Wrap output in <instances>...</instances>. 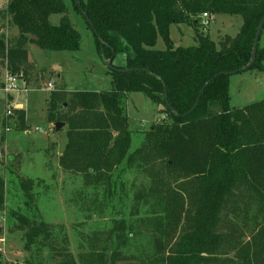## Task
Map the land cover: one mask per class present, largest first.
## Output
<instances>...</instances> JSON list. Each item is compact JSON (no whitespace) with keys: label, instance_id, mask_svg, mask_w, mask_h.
Returning <instances> with one entry per match:
<instances>
[{"label":"trees","instance_id":"obj_1","mask_svg":"<svg viewBox=\"0 0 264 264\" xmlns=\"http://www.w3.org/2000/svg\"><path fill=\"white\" fill-rule=\"evenodd\" d=\"M72 2L92 22L83 16L101 57L115 68L141 70L111 68L110 90L51 91L53 121L67 126L62 170L82 175L86 186L103 184L109 192L123 163L126 170L147 174L148 190L136 197L155 198L161 209L154 219L150 264H264V99L240 108L230 104V76L251 61L264 0H80L82 9ZM65 10L64 0H8L0 9V60L6 69L31 85L35 64L29 45L79 50L81 35L67 15L58 25L50 21ZM203 13L239 15L243 24L236 36L227 35L219 44L197 33V44L175 47L171 26H200ZM7 18L17 28L15 40L5 37ZM159 37L164 49L156 48ZM118 53L125 54V66L113 65ZM263 61L259 40L256 60L247 70H264ZM134 92L163 106L170 121L152 125L131 152L126 105ZM17 113L26 125L25 113ZM3 200L0 177V205ZM17 219L31 255L17 264H47L43 240L50 241L55 264H78L67 247L54 249L51 225L23 215ZM57 255L63 257L58 263Z\"/></svg>","mask_w":264,"mask_h":264},{"label":"rangeland","instance_id":"obj_2","mask_svg":"<svg viewBox=\"0 0 264 264\" xmlns=\"http://www.w3.org/2000/svg\"><path fill=\"white\" fill-rule=\"evenodd\" d=\"M8 0H0V9ZM66 12L53 14L54 25L66 14L81 35L77 51H48L29 45V53L37 66L30 75L31 89L28 98L34 104L30 122L22 125L15 117L12 130H5V105L0 104V177L4 180V200L0 205V256L1 264L23 263L30 258L25 250L23 231L18 228V215L33 221L42 220L53 228L54 249L67 247L78 264H150L154 258L153 236L157 232L154 220L161 212L155 198L144 196L138 199L139 191H146L150 178L126 170L125 163L113 175V190L109 192L103 184L86 186L82 175L62 170L58 156L65 146L64 124L61 131L54 132L52 113L49 111L51 91L65 88L70 91H105L112 88V77L108 73V61L101 57L95 46V37L84 17L74 9L72 0H64ZM215 17V18H214ZM209 25L194 26L191 22L172 27L174 46L197 44V33L209 35L217 44L225 36H236L243 20L239 15L209 14ZM3 27L5 37L15 40L17 28L9 18ZM264 48V29L260 37ZM157 49L165 43L158 38ZM115 66H125V54L118 53ZM264 65V61H263ZM6 64L0 60V84ZM230 104L240 108L264 99V70L253 68L230 76ZM20 101L25 102L24 97ZM129 127L132 131L131 152L138 148L145 133L152 125L169 122L164 107L153 103L141 92H134L127 99ZM42 132H36L35 127ZM30 130V135L25 134ZM134 149H133V148ZM148 190V189H147ZM42 256L51 264L50 241H42ZM57 255V262L62 261ZM52 264H55L53 261Z\"/></svg>","mask_w":264,"mask_h":264},{"label":"built area","instance_id":"obj_3","mask_svg":"<svg viewBox=\"0 0 264 264\" xmlns=\"http://www.w3.org/2000/svg\"><path fill=\"white\" fill-rule=\"evenodd\" d=\"M201 18V24L207 27L209 25V14L203 13ZM30 86L22 74L13 73L8 69L5 70L3 81L0 84V104L4 103L5 105V120H7L5 130L7 132L12 130V126L15 124L12 120L17 116V112L23 110L19 100L21 97L27 100V96L32 91ZM48 89L50 91L54 90L53 82L48 83ZM35 131L42 132V129L37 126ZM24 133L30 135L31 132L26 130Z\"/></svg>","mask_w":264,"mask_h":264},{"label":"water","instance_id":"obj_4","mask_svg":"<svg viewBox=\"0 0 264 264\" xmlns=\"http://www.w3.org/2000/svg\"><path fill=\"white\" fill-rule=\"evenodd\" d=\"M76 2V4L81 8V2L80 0H74ZM82 9V8H81ZM83 16L85 17V19L88 21V23L90 25H93L92 22L90 21V19L88 18V15L86 13H83ZM264 28V17L261 19L256 34H255V38H254V43H253V49H252V54H251V61L248 65H246L244 67L245 70H247L248 68H250L252 66V64L255 62L256 60V54H257V49H258V44H259V40L261 37V32ZM108 68L111 69L113 68L114 70H117L119 72H129L132 70H141L138 68H115L111 65V60H108ZM142 70H147V69H142ZM166 90V89H165ZM165 99L167 100V95L165 94ZM199 99L196 101L195 106L198 104ZM64 107H66V104L64 105ZM64 126L63 122H56L54 125V132H59L62 127Z\"/></svg>","mask_w":264,"mask_h":264},{"label":"crops","instance_id":"obj_5","mask_svg":"<svg viewBox=\"0 0 264 264\" xmlns=\"http://www.w3.org/2000/svg\"><path fill=\"white\" fill-rule=\"evenodd\" d=\"M216 15H218V14H216ZM215 18V17H214ZM173 26H175V25H172L171 26V28H170V36H171V30H172V27ZM176 29H179V25H176ZM172 41H173V39H172ZM173 44H174V41H173ZM29 58H30V60H32L33 62L35 61V59L34 58H32V56L30 55V53H29ZM35 64V63H34ZM35 66H37V64L35 65ZM65 89V88H64ZM32 90V89H31ZM65 90H67V89H65ZM68 92H73V91H70V90H67ZM74 91H76V90H74ZM128 98H129V96H128ZM19 103H20V105L23 107V110H21V111H23L24 113H25V123H29L30 122V117H31V110H32V107H34V104L32 103V101L28 98V96H27V100L25 101V102H22V101H20L19 100ZM65 135H66V131H65V133H64ZM28 135V134H27ZM66 143H67V136H66ZM66 143H65V145H66ZM64 148H65V146L63 147V148H61L60 149V153H59V156L62 154V152H63V150H64ZM133 148V147H132ZM134 149V148H133ZM59 156H58V161H59Z\"/></svg>","mask_w":264,"mask_h":264}]
</instances>
